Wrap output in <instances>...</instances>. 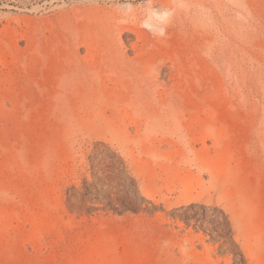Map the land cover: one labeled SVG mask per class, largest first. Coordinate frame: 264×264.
Masks as SVG:
<instances>
[{
  "label": "rangeland",
  "instance_id": "374dc122",
  "mask_svg": "<svg viewBox=\"0 0 264 264\" xmlns=\"http://www.w3.org/2000/svg\"><path fill=\"white\" fill-rule=\"evenodd\" d=\"M0 264H264V0H0Z\"/></svg>",
  "mask_w": 264,
  "mask_h": 264
},
{
  "label": "clouds",
  "instance_id": "9594fccd",
  "mask_svg": "<svg viewBox=\"0 0 264 264\" xmlns=\"http://www.w3.org/2000/svg\"><path fill=\"white\" fill-rule=\"evenodd\" d=\"M159 35H163V32H161Z\"/></svg>",
  "mask_w": 264,
  "mask_h": 264
}]
</instances>
